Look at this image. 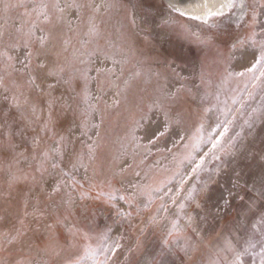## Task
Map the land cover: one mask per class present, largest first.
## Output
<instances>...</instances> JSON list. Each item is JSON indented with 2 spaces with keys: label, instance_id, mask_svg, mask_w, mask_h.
I'll return each mask as SVG.
<instances>
[{
  "label": "snow or ice",
  "instance_id": "1",
  "mask_svg": "<svg viewBox=\"0 0 264 264\" xmlns=\"http://www.w3.org/2000/svg\"><path fill=\"white\" fill-rule=\"evenodd\" d=\"M13 8L25 19L0 25V264H244L257 243L264 264V112L226 144L224 124L172 186L153 192L136 170L212 111L207 56L181 66L152 44L188 18L184 37L216 53L218 74L264 86V0H0ZM137 56L163 71L130 70ZM98 213L112 220L101 244L74 251Z\"/></svg>",
  "mask_w": 264,
  "mask_h": 264
},
{
  "label": "rangeland",
  "instance_id": "2",
  "mask_svg": "<svg viewBox=\"0 0 264 264\" xmlns=\"http://www.w3.org/2000/svg\"><path fill=\"white\" fill-rule=\"evenodd\" d=\"M12 2L15 3V0H12ZM163 2L164 0H156L157 5L161 8L163 7ZM23 11V8H13L7 13L0 10V25L10 30L21 26L25 19L22 15ZM173 20L175 22L165 29L168 34L167 38L162 42L157 38L152 47L165 55L169 53L175 54L178 57L176 63L181 66L190 65L200 58L207 56L208 70L212 73V76L211 83L203 87L212 93L208 98L209 102L206 103V106L210 107L212 111L203 116V128L200 126L201 121L196 116H193L188 122L186 129L182 132L184 136L183 140L179 137H171L166 146L163 143L160 145L161 148H164L163 151H157V149L153 148L150 154L142 156L137 160L138 167L136 170L141 172L142 182L150 185L153 192L162 185H174L181 175L191 170L194 160H198L205 153H210V141L224 130V124L229 121L232 122L229 124V131L224 137L226 144L229 138L240 131L241 127L247 129L245 121L249 123L255 121L258 125L260 113L264 112V86L253 88L247 75L225 79L222 75L218 74V69L213 63L216 53L212 51L203 52L198 46L190 43L184 37V29L181 25L191 28L192 31H196L198 22L190 21L188 18L179 17L178 15H175ZM128 67L130 70L136 68L145 73L149 70L163 71L162 66L157 69L153 61L147 57L140 56H137ZM250 92L252 93V98H249ZM253 109L257 111L253 113ZM123 122L122 116L118 119V123L119 125H123ZM217 125L221 126L217 127ZM105 127L107 128L108 126L106 125ZM120 130L121 128L119 127L116 129V131ZM260 147L259 136H257L255 148L259 150ZM207 159L210 161L211 156L209 155ZM207 166L211 167L212 164L209 163ZM164 191H166V187ZM160 195H163V191H161ZM166 202L170 204L169 201ZM158 204L159 201H155V206H158ZM111 224L112 220L110 218L102 213H98L93 231L90 233L91 239L79 241L74 251L83 254L84 245L88 243H91L92 247L96 248L101 244L99 238L100 231L105 225ZM112 235L115 236L117 233L113 232ZM147 235L148 244L151 247L153 242L158 243L161 232L158 230L155 234L148 233ZM255 239L258 240L259 237ZM132 240H134V234H130L123 243L127 245ZM260 249L259 243H257L254 249H250L249 253L243 257L244 264H260ZM203 255L208 261H222L226 254L224 252L218 253L216 248L210 247L208 250L203 251ZM84 264H92V262L86 259Z\"/></svg>",
  "mask_w": 264,
  "mask_h": 264
},
{
  "label": "bare ground",
  "instance_id": "3",
  "mask_svg": "<svg viewBox=\"0 0 264 264\" xmlns=\"http://www.w3.org/2000/svg\"><path fill=\"white\" fill-rule=\"evenodd\" d=\"M187 2H188V0H185V3H187ZM181 6H184V5L182 4Z\"/></svg>",
  "mask_w": 264,
  "mask_h": 264
}]
</instances>
